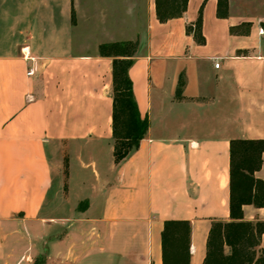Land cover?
I'll use <instances>...</instances> for the list:
<instances>
[{"label": "crops", "instance_id": "obj_1", "mask_svg": "<svg viewBox=\"0 0 264 264\" xmlns=\"http://www.w3.org/2000/svg\"><path fill=\"white\" fill-rule=\"evenodd\" d=\"M202 5L199 46L185 28ZM262 23L264 0H228L223 20L188 0L163 24L154 0H0V264H162L165 221L190 223L202 264L212 223L230 221L229 143L264 140ZM133 44L148 131L115 165L111 65Z\"/></svg>", "mask_w": 264, "mask_h": 264}, {"label": "trees", "instance_id": "obj_2", "mask_svg": "<svg viewBox=\"0 0 264 264\" xmlns=\"http://www.w3.org/2000/svg\"><path fill=\"white\" fill-rule=\"evenodd\" d=\"M208 0H204V3ZM216 1V18L228 17V0ZM188 0H154L155 18L163 24L179 19L186 11ZM202 8L195 22L185 28L194 42L202 46ZM264 30V23L261 24ZM250 25L240 24L229 28L233 36H247ZM125 55L113 57L111 65V138L113 160L119 165L135 152L148 131L147 119L141 118L128 75L134 46ZM245 54V52H237ZM182 82L179 83L180 93ZM264 140L235 139L229 143V222L212 223L206 242L202 264H264V249L260 248L264 222L243 221V206L264 208V181L255 178L261 169ZM191 225L188 221H165L161 231L162 264H189ZM228 249V254L225 249ZM34 264H44L38 257Z\"/></svg>", "mask_w": 264, "mask_h": 264}, {"label": "rangeland", "instance_id": "obj_3", "mask_svg": "<svg viewBox=\"0 0 264 264\" xmlns=\"http://www.w3.org/2000/svg\"><path fill=\"white\" fill-rule=\"evenodd\" d=\"M132 46H134V50H135V48H136V45H135V44H133ZM35 261H36V259H35ZM34 263H35V262H34ZM44 264H48V263H47V261H45V260H44Z\"/></svg>", "mask_w": 264, "mask_h": 264}, {"label": "built area", "instance_id": "obj_4", "mask_svg": "<svg viewBox=\"0 0 264 264\" xmlns=\"http://www.w3.org/2000/svg\"><path fill=\"white\" fill-rule=\"evenodd\" d=\"M215 67L217 68V67H218V65H217V64H215ZM27 75H28V76H30V75H31V71H29V72L27 73Z\"/></svg>", "mask_w": 264, "mask_h": 264}]
</instances>
